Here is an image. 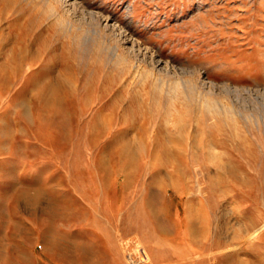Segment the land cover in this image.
<instances>
[{
    "label": "rangeland",
    "instance_id": "rangeland-1",
    "mask_svg": "<svg viewBox=\"0 0 264 264\" xmlns=\"http://www.w3.org/2000/svg\"><path fill=\"white\" fill-rule=\"evenodd\" d=\"M70 2L0 0V264H264V0Z\"/></svg>",
    "mask_w": 264,
    "mask_h": 264
},
{
    "label": "crops",
    "instance_id": "crops-1",
    "mask_svg": "<svg viewBox=\"0 0 264 264\" xmlns=\"http://www.w3.org/2000/svg\"><path fill=\"white\" fill-rule=\"evenodd\" d=\"M27 248L26 251H22V258H24V261L26 264H48V262L44 261V258L41 255H38L35 251V248L32 244H24ZM71 254H74L76 252V248L73 246L70 248ZM59 259L58 256L52 257L50 260V264H58Z\"/></svg>",
    "mask_w": 264,
    "mask_h": 264
},
{
    "label": "bare ground",
    "instance_id": "bare-ground-1",
    "mask_svg": "<svg viewBox=\"0 0 264 264\" xmlns=\"http://www.w3.org/2000/svg\"><path fill=\"white\" fill-rule=\"evenodd\" d=\"M63 4H65L64 6L66 7L65 9H66V12H69V11H73V9L75 8L74 7V3H69V0H60ZM75 10V9H74ZM76 13V12H75ZM83 13H85V11L83 12ZM89 13V12H88ZM91 13V16H93L95 19H97V21L99 20V16H97V14H95L96 12H90ZM95 14V15H94ZM81 15V14H80ZM76 16V15H75ZM108 17L109 16H105V24L104 25H102L105 29H109L110 27L111 28H113V29H115V27H116V25L114 24V23H112V24H108ZM93 19V18H92ZM110 30V29H109ZM109 33V32H108ZM120 33V35L121 36H126L124 33H122V32H119ZM126 38H128V37H126ZM125 38V39H126ZM131 39V38H130ZM129 40V39H128ZM134 44V42H133V40H130V48L129 49H131V48H133V45ZM117 48V47H116Z\"/></svg>",
    "mask_w": 264,
    "mask_h": 264
}]
</instances>
